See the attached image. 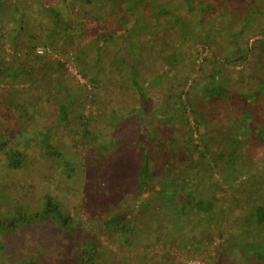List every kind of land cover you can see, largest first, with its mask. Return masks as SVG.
<instances>
[{
    "label": "trees",
    "instance_id": "1",
    "mask_svg": "<svg viewBox=\"0 0 264 264\" xmlns=\"http://www.w3.org/2000/svg\"><path fill=\"white\" fill-rule=\"evenodd\" d=\"M83 11L90 13L89 20L73 16ZM204 25L209 26L204 38L197 33L204 48L214 50L213 44L222 34L230 49L224 62L214 59L217 66L207 80L199 82L179 70L180 40L169 35L187 41ZM123 34L129 37L124 46L119 41ZM62 38L68 47L75 44L72 57L79 61L78 73L87 80L81 86L67 80L68 66L63 60L69 58L52 56L62 50L60 47L64 48L62 56L66 55ZM38 46L50 48V53H38ZM6 47L13 50V57L7 53L10 56L5 58ZM202 59L207 61L210 56ZM229 64L241 66L234 71L243 79L247 73L257 79L256 84L244 91L235 88ZM40 77L48 80V89L41 88ZM115 79L116 86L129 93L120 102L110 99L117 92L109 86ZM21 83L27 86H17ZM2 87L0 113H14L16 118L9 126L0 127V134L20 133L41 124L57 130L64 125L78 129L80 124V135L73 142L96 150L87 163L77 158L82 151L67 155L56 146L51 141L55 133L46 134V155L63 163L61 172L78 182L67 185L65 193L67 189L84 192L89 207L92 200L102 206L113 204L102 219L103 230H109L113 239L119 238L129 247H142L152 239L158 241L161 231L179 226L184 230L195 226L198 232L193 238L200 232L208 238L212 231L206 229L224 223L230 217L229 210H247L240 220L238 212L237 217L231 214L235 225H223L218 235L223 240L224 256L233 253L237 260L241 253L254 264H262L264 252L261 248L257 251L254 240L264 239V190L247 192L245 203L232 197L230 189L242 184L240 175L246 172L264 183V0H30L27 4L25 0H0ZM93 89H98L104 100ZM87 103L104 108L100 115L106 121L101 127L93 113L86 114ZM41 104L45 106L39 110ZM225 105V120L242 115L239 128L231 130L226 144L222 142L224 134L214 139L215 128L207 114L209 109L219 111ZM39 115L47 121L42 122ZM131 123L137 125L133 136L136 148L124 135ZM242 148L249 157L246 161H242ZM3 150L11 169L23 166L27 156L21 149L3 140L0 153ZM106 161L110 164L104 166ZM220 167L224 175L218 178L215 175ZM60 188L43 192L39 207L27 205L16 212L9 193L10 206L0 214V228L12 235V227L20 222L37 226L54 222L68 242L65 251H74V264H114L102 240L88 227L79 226L82 220L70 215ZM224 191L234 199V205L228 203ZM99 193L103 203L96 199ZM123 200L126 206L121 205ZM233 228L237 231L230 232ZM203 241V237L198 240L200 244ZM6 250L7 243L1 240L0 258ZM35 253L20 263L41 264L43 255Z\"/></svg>",
    "mask_w": 264,
    "mask_h": 264
},
{
    "label": "rangeland",
    "instance_id": "2",
    "mask_svg": "<svg viewBox=\"0 0 264 264\" xmlns=\"http://www.w3.org/2000/svg\"><path fill=\"white\" fill-rule=\"evenodd\" d=\"M28 1L30 0H25V4H27ZM75 15L78 16L79 19L84 17L85 20H89L91 16L90 13L84 11L80 14H75L74 12L73 16ZM111 26H113V24H111ZM211 26L212 25L210 24V27ZM87 27L86 30H88ZM208 27L209 26L206 25L198 27L197 32H192V38L187 41H185L182 36L173 37L171 36V34L169 35L170 38H178L180 40L179 48L181 47V50H177L179 57L177 65L178 68H180L179 70L183 72L185 71L191 77H196L199 82L207 80V78L209 77V73L214 70L215 66H217L214 59H218L221 60V62H224V58L228 56L230 49V47L224 45V36L222 34L221 36L219 34L218 38H216V41L213 44L215 47L214 50L208 47L204 48V43H202V41H199L200 39H198V35L204 38V35L208 32ZM74 29L76 33H80L78 32V30H76V27ZM190 29L191 31H193L195 29V25L192 24L190 26ZM123 33L126 34V31L124 30ZM126 36L123 34L124 39L122 40L121 37L119 39L122 46L125 45ZM164 36L166 37L167 35ZM128 39L129 37H127L126 40ZM63 41L64 39L62 38L61 46H64L65 49H67L66 55L62 56V50L64 48L60 47V49L62 50L55 51L54 55L52 56L53 58H56L60 55V58H69V60L66 59L67 61L71 62L69 66L66 64L68 66L67 80L69 83H71V85L77 83L81 86V84H85L87 80L84 77H82L81 80L80 77L76 74V70H79L80 65L79 61L73 59L72 57L74 55L72 49L75 47V44L69 46L71 47L70 49L68 46H66L67 43ZM6 48L7 49L4 51L6 55L5 58L8 56L7 53H10V55L13 57V50H11V48L9 47ZM206 55L210 56V59H208L207 61L202 59ZM252 67L253 65L249 67V69ZM227 69L233 76L232 84L235 88L244 91L257 82V79L250 77L247 73V76L246 78L244 77V79L241 75L237 74V72H235L234 70L241 69V66L239 65L233 66L232 64H229L227 65ZM40 80L42 81L40 85L41 88L45 90L48 89L47 87H45L48 80H45L44 77H42ZM117 82L118 79H115L114 82L110 83L109 85L112 89H115L117 91L110 96V99L114 102L123 101L124 98L129 95V93L125 91L122 92V90L118 86H116ZM17 86L27 85H25V83H21ZM3 88L4 87L0 88V102L4 98ZM23 89L26 88L24 87ZM34 90L38 89L34 88ZM98 91V89H93V92L95 94H99L97 96L100 99L104 100V96L98 93ZM35 94L40 93L36 91ZM44 106V104L38 106L39 110ZM0 107L2 108L1 103ZM227 108V105H225L219 111L215 109H209L207 113L210 117L209 120H211V125L215 128V133H212L214 134V136H212L214 137V139L219 140V136L224 134V139H222V142L224 144H226L227 142L226 138L230 137V132L239 128L240 119L242 118V115H240V113H237L236 115H234L235 117H232L230 121L225 120V118L227 117ZM103 110L104 108L100 110V108L97 105H94V103H87L85 112L86 114H89L90 112L93 113V117H97V119L99 120L97 122L98 126L101 127L106 121L105 120L103 122V116L100 115ZM47 112L48 111H46V114ZM42 117L43 116L39 115V119L42 120V122H46L47 120H44V118ZM13 118H16V115L14 113H0L1 129L9 126V121H13ZM228 126L232 127V129L227 128ZM78 127L80 128V124L78 125ZM136 127L137 125L131 123L128 126V130H126L124 134L126 137H130V146L132 148H136L138 145L137 141L133 139V136L135 135L134 129ZM79 128L77 129L73 126L64 125V127H62L60 130H57V128L46 127L41 124L36 129L26 128L22 131L19 130L20 133H17L18 131H3L0 134V141H6L10 147L16 145L18 149H21L23 151V155L27 156L22 161L23 166L16 170L9 167L6 160L5 150L0 153V214H3L5 209H8L7 206H10L9 193L12 194V210L16 212L20 210V207L25 208L27 205L32 206V208H36L40 204V202L41 204L43 202V192L48 191L51 188L59 190L60 186L63 187V189L60 188L61 190L59 192L66 195V205L70 207V215L77 220H82V223L79 224V226L83 225L88 227L92 231V234L96 236V238H100L102 240L101 242L103 246L107 247L109 251L108 256L112 259L111 261H113L114 264H146L147 261H150L152 264H164L166 261H171L176 264H190L191 262H199L200 264H238L237 260H240L239 264H254L255 261L252 262V260H249L247 257L241 255V253L238 254L237 260L233 253H230L229 256H224V247L222 245L223 240L218 235L219 233H221L219 229L220 227H222L223 225V227H227L235 223L232 218L233 214H235V216L237 217L238 212V220H240V218L244 214H247V210H242L243 213L239 209H237L236 211L232 209L229 210V213H231L232 215L230 214V217L226 221H224V223L220 225L218 224L216 226H211V228L206 229L212 231L208 238H206L205 234L201 232L200 234H197L196 239L193 238L195 233L198 232L197 230H194L197 228L195 226L190 230H184L179 226L176 230L168 229L161 231V235H158L160 237L158 241H154V239H152V241L148 243V245L142 246L143 248L141 246L129 247V245L124 244V242L119 238L116 240L113 239L110 236L111 232L109 230H103L102 224V219L109 215L113 204L107 203L102 206L97 205V203L92 200V205L91 207H89L90 205L89 203L88 205L86 203V195L84 194V192H69L67 189L65 193L64 188H66L67 185L69 186L74 182H78L70 179L65 173L61 172L63 163L59 162L55 158H49L46 155V134L55 133L53 134L51 141L56 146L60 147L61 150L67 155H70L72 153L76 154L75 152L82 151V153L78 152L80 155L77 156V158H80L79 162L83 161L87 163L90 156L96 153V150L95 148H93V146L84 148V146L81 147L77 145V143L73 142V138H77L80 135ZM26 139L29 141H27ZM262 148H260V150H262ZM224 149H226V146H224ZM241 152L244 153L242 161L248 160L249 157H247L246 148H242ZM102 164L104 166H107L110 164V162L106 161ZM102 164H100L98 168H101L100 166ZM249 167L250 169H252L251 173L255 174L256 171L255 168H253V165ZM223 170L224 169H222L221 167L219 171L216 170L217 175H215V177L217 176L218 178H221V176L224 175ZM126 176L128 177V175ZM240 176H242V184L239 182V184L234 185L233 188L230 187V193L232 194V197L238 198V202H245L244 196H246L247 192H251L256 189H258L259 192L261 190H264V183H259L260 179H251L248 172ZM50 180H52V182H50ZM67 182L69 183L66 184ZM3 184L7 185L8 188L5 189V187H3ZM82 185H84V183H82ZM227 188L228 187H226V189ZM224 194L225 197L229 199L228 203L234 205V199L230 198L231 196L227 195L226 191H224ZM96 197L99 202L103 203V197L100 193L97 194ZM7 202H9V204ZM120 203L122 206L127 205V202L125 200L121 201ZM29 225H31V222L29 224H22L21 222L18 223L14 229L12 227V231H14L12 232V235H9L11 233H6L4 228H0V241L2 240L7 243V250L5 251L4 256L0 258V264H21L20 262L24 257H29L30 255L36 254L35 252H40L43 255L42 259L40 260L41 264H74V251L72 249L70 251L67 250V252L65 251L66 249H64V247L65 244L68 246V242H65V237L61 236L63 234L59 231L58 225H56V223L45 222L40 226ZM79 231L80 230L77 231L78 234L81 233V231ZM226 231L229 232L230 230L226 229ZM236 231L237 229L234 230L233 228V231L230 232ZM254 235L257 236L258 233L254 232ZM171 236L173 237V241L171 239ZM189 237L191 238V241H189ZM198 237L204 238V241L202 242L203 244H200L201 242H198V240L201 239ZM56 238L58 239L56 240ZM254 243L257 247V251H259L258 248H261L260 252H264L263 238L256 237ZM245 252H248V250L245 249ZM46 256L52 258L50 260L51 262L46 259ZM39 259L40 258H38L37 260ZM262 264H264V261L262 262Z\"/></svg>",
    "mask_w": 264,
    "mask_h": 264
},
{
    "label": "built area",
    "instance_id": "3",
    "mask_svg": "<svg viewBox=\"0 0 264 264\" xmlns=\"http://www.w3.org/2000/svg\"><path fill=\"white\" fill-rule=\"evenodd\" d=\"M50 48H44V46H39V47H37V52L38 53H45V52H47V53H50ZM52 53V52H51ZM53 55H54V53H53ZM56 56V55H55ZM58 57H60V56H58ZM63 61H65L66 62V64L69 66L70 65V63L71 62H69V61H67V60H63ZM71 68V67H70ZM76 74L80 77V79L82 80V76L78 73V71L76 70ZM190 264H200L199 262H191Z\"/></svg>",
    "mask_w": 264,
    "mask_h": 264
}]
</instances>
